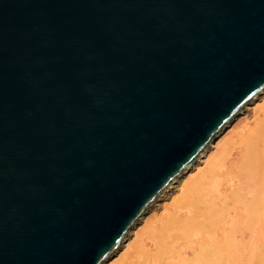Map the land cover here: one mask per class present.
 <instances>
[{"label": "water", "instance_id": "1", "mask_svg": "<svg viewBox=\"0 0 264 264\" xmlns=\"http://www.w3.org/2000/svg\"><path fill=\"white\" fill-rule=\"evenodd\" d=\"M264 89V0H0V264H101Z\"/></svg>", "mask_w": 264, "mask_h": 264}, {"label": "bare ground", "instance_id": "2", "mask_svg": "<svg viewBox=\"0 0 264 264\" xmlns=\"http://www.w3.org/2000/svg\"><path fill=\"white\" fill-rule=\"evenodd\" d=\"M101 264H264V89Z\"/></svg>", "mask_w": 264, "mask_h": 264}, {"label": "rangeland", "instance_id": "3", "mask_svg": "<svg viewBox=\"0 0 264 264\" xmlns=\"http://www.w3.org/2000/svg\"><path fill=\"white\" fill-rule=\"evenodd\" d=\"M169 200H170V199H168L167 202H168ZM159 211H160V212H159ZM162 211H163L162 206H161V207L159 206V208H158V212H159V214L162 213ZM158 212H157V213H158Z\"/></svg>", "mask_w": 264, "mask_h": 264}]
</instances>
